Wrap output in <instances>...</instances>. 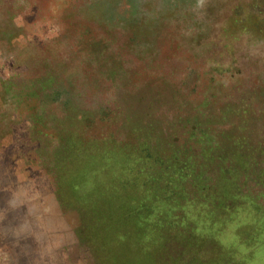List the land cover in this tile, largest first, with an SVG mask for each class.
<instances>
[{
	"label": "rangeland",
	"instance_id": "obj_1",
	"mask_svg": "<svg viewBox=\"0 0 264 264\" xmlns=\"http://www.w3.org/2000/svg\"><path fill=\"white\" fill-rule=\"evenodd\" d=\"M0 264H264V0H0Z\"/></svg>",
	"mask_w": 264,
	"mask_h": 264
},
{
	"label": "trees",
	"instance_id": "obj_2",
	"mask_svg": "<svg viewBox=\"0 0 264 264\" xmlns=\"http://www.w3.org/2000/svg\"><path fill=\"white\" fill-rule=\"evenodd\" d=\"M130 222H131V219H128L127 221H123V222H121L120 224H114L113 226H112V229H113V231L115 232V236H118V239H119V237H120V235H119V232H121V229H123V228H126V226H129L130 225ZM116 232H118V233H116ZM124 244V243H123ZM117 253L119 254V255H121V256H126V255H129V253H124L121 249H119L118 251H117Z\"/></svg>",
	"mask_w": 264,
	"mask_h": 264
}]
</instances>
